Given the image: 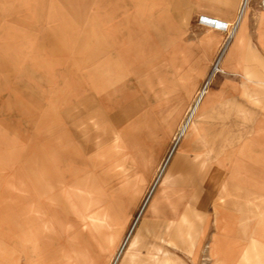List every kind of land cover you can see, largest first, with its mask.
Here are the masks:
<instances>
[{
  "label": "crops",
  "instance_id": "crops-1",
  "mask_svg": "<svg viewBox=\"0 0 264 264\" xmlns=\"http://www.w3.org/2000/svg\"><path fill=\"white\" fill-rule=\"evenodd\" d=\"M159 1L172 22L160 30L174 38L149 45L156 54L146 51L139 61L138 77L156 95L150 108L153 114L143 123L146 133L149 127L154 128L156 140L148 141L142 146L143 156L138 155L141 163L151 160L148 183L136 201L58 199L48 203V211L43 213L47 264H56L51 252L62 256L70 239L82 241L80 248L91 258H99L101 264H240L250 243L256 250L264 248V38L261 43L260 7L253 2L249 10L248 46L243 54L228 56L234 42L229 40V49L219 61L220 70L213 74L227 32L214 29L221 38L206 41L208 25L199 19L204 16L229 24L230 33L242 0ZM42 2L44 14L136 13L132 0H77L73 6L69 0ZM19 9L20 0H0V143L7 140L13 162V134L3 113L13 98L9 79H13L19 61L14 17ZM191 32L194 37L186 40L185 34ZM49 38L55 43L48 48L57 47V39L52 34ZM206 81L208 90L195 125L165 154L187 106ZM148 119L152 123L148 124ZM137 169L129 167L131 173ZM118 186L104 185L103 192L116 191ZM148 192L151 196L139 214ZM77 210L91 220L85 221ZM90 235H97L98 243Z\"/></svg>",
  "mask_w": 264,
  "mask_h": 264
},
{
  "label": "rangeland",
  "instance_id": "rangeland-1",
  "mask_svg": "<svg viewBox=\"0 0 264 264\" xmlns=\"http://www.w3.org/2000/svg\"><path fill=\"white\" fill-rule=\"evenodd\" d=\"M76 1L69 0V4ZM263 1H243L245 38L239 53L243 54L248 46L247 21L253 2L260 7V42L264 38ZM161 2L132 0L136 12L132 16H62L44 14L42 0H20L19 12L14 15L20 39L19 61L13 79H9L13 98L9 99V110L3 113L13 134L14 162L7 140L0 143V264L48 263L44 256L43 213L53 198L63 199L61 181L72 186L76 177L86 179L94 187L92 200L136 201L143 193L151 160L141 163L139 156L142 146L156 140L154 128L149 127L146 133L143 123L153 114L150 108L156 95L139 79L138 67L140 56L146 51L148 55L156 54L149 45L174 38L160 30L162 25L172 24L161 9ZM202 17L203 24L208 25L204 40L221 38L214 29L227 32V42L220 52L225 55L231 40L230 25ZM236 30L235 35L239 32ZM49 34L57 39V47L48 48L55 43ZM190 37L194 33L184 36L186 40ZM215 72L218 70L212 71ZM199 92L187 106L178 133ZM147 123H152L151 119ZM178 133L165 154L178 139ZM130 166L138 169L131 173ZM155 173L156 170L153 177ZM110 184L119 186L116 191L103 192L104 185ZM84 219L91 220L87 216ZM35 226L41 227L39 231ZM16 232L17 235H6ZM90 236L98 243L97 235ZM83 244L70 239L62 256L54 250L50 255L56 264H101L99 258H91L80 248ZM246 247L240 264H264V248L256 250L251 243Z\"/></svg>",
  "mask_w": 264,
  "mask_h": 264
},
{
  "label": "bare ground",
  "instance_id": "bare-ground-1",
  "mask_svg": "<svg viewBox=\"0 0 264 264\" xmlns=\"http://www.w3.org/2000/svg\"><path fill=\"white\" fill-rule=\"evenodd\" d=\"M243 1L244 0H242L241 7H240L241 8L240 9V13H239V15H237L236 20L234 22V25H233L230 33H229V38H231V39H232V37L234 38V42H233L232 48H231L230 52L228 53V56H231V57L233 55H236L237 52L239 53V50H241V48L243 46V41H244L243 39L245 38V35H244V32H245L244 31V28H245V19H244V11L245 10L244 9L245 8H244V4H243L244 2ZM236 29H239V32L235 35V33L237 31ZM217 69H218V71L220 70L219 65H218ZM207 88L208 87L206 85L199 92V96L195 100L194 106L191 108L190 113H189V116H188L187 120L184 122V124L182 125V127L180 129V133H178L179 134V137H177V138H180V136L181 137L184 136V134L186 135L187 134L186 131H188L190 127H192L193 125H195L196 119L198 117L199 109H200V103H201V101H202L205 93L207 92ZM73 180L75 181V184L72 185V186H68L65 181H61V183H62V186L61 187L62 188L60 189V192H61L62 198L64 200L81 201V202L82 201H90V200H92L90 198H91V193L93 192V188H94L93 185L90 182H88L86 179H83V178L76 177V179H73ZM130 190H131V188L130 189H127L125 192H128ZM132 193H134L135 195H138L139 194L137 190H135V191L133 190ZM150 194H151V192H150ZM150 194H149V196H151ZM54 200L55 199L53 198L51 200V202L54 201ZM143 208L141 209L140 213L142 212ZM77 211H79L78 212L79 215L84 219V215L82 214L81 210H77ZM42 227H44V222L42 223ZM39 228H41V227H36L35 226L36 232L39 231ZM35 236H38L39 237L40 235H35ZM126 241H127V239H126Z\"/></svg>",
  "mask_w": 264,
  "mask_h": 264
},
{
  "label": "built area",
  "instance_id": "built-area-1",
  "mask_svg": "<svg viewBox=\"0 0 264 264\" xmlns=\"http://www.w3.org/2000/svg\"><path fill=\"white\" fill-rule=\"evenodd\" d=\"M246 1H247V0H245V2H246ZM202 19H203V17L200 18V22H201V23H205L204 21H202ZM220 56H221V55H219L218 59L216 60L214 66H213V71H214V70H218L217 67H218V64H219Z\"/></svg>",
  "mask_w": 264,
  "mask_h": 264
}]
</instances>
